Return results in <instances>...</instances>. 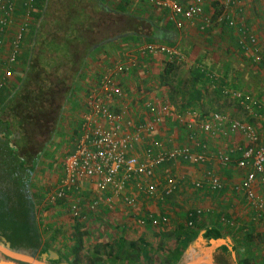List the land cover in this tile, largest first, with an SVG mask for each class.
<instances>
[{
	"label": "rangeland",
	"instance_id": "obj_1",
	"mask_svg": "<svg viewBox=\"0 0 264 264\" xmlns=\"http://www.w3.org/2000/svg\"><path fill=\"white\" fill-rule=\"evenodd\" d=\"M53 2L55 0H48L47 6L50 4L54 8L55 3L53 4ZM75 2H77L76 6L63 5L59 9L57 6V17L59 15H68L69 12H73L75 9L78 10L82 0H75ZM142 2L143 0H137L135 8L136 21L128 25L130 26L129 31L148 32L149 25H153L151 21H147L151 17H155L157 20L156 25L163 24L161 17H159V12L153 9L152 14H150L152 7L144 6L147 3L141 4ZM47 6H44L43 17L46 15L45 9ZM105 14L106 12L99 11L97 20L90 23L93 25L92 28L97 29V31L99 29V33L100 27H104V25L116 33L128 30L127 24H124V20L121 21L122 18L120 16L115 13ZM165 14L167 13H162L160 16ZM166 16H168L167 21H170L171 25L175 26H177L173 22L175 19H184L175 15L172 11ZM205 16L212 19L211 14H206ZM105 18L110 20L107 25L105 22L103 23ZM226 18L227 16L224 19L221 18V20H226ZM204 19V17H201L199 22H204ZM245 22L249 25L251 32L258 38V43L254 47L257 51L249 53L242 51L236 45V41L231 39L234 44L228 49H223L218 44L216 45L218 49H210V51L208 49H200L202 53H200L199 57H196V54H194L196 50L187 49L188 40H184L178 35V40L176 39L175 43H161L177 49L180 55H175L174 57L166 52L151 54L149 55L151 56L149 63L156 62L158 66L156 70H153L150 65H148L150 69H146L145 65L141 64V66L135 68L132 66L133 68L128 72L139 68V72L137 70L134 71L135 74H132V76L135 75L140 80L144 78L150 79L149 84L151 86L158 80L161 85L164 83L167 92L172 95L171 101L174 104H178L182 109L188 108L189 111L191 109H199L205 114L210 112L224 113L229 118L238 119L252 125L257 130L259 137L262 138L264 137V115H262L264 113V98L261 95L264 96V64L257 59V56L264 51V33L259 32L262 31L264 24L254 28L253 25L255 23L259 24V21L251 20V22ZM40 23V19H37L34 30L37 31ZM87 24L82 27L85 28L84 31H88V28H86ZM226 25L229 26L227 23ZM211 27L210 25L204 29L206 35L211 34ZM230 27L238 36L239 28L235 25H230ZM176 28L178 29V26ZM154 29L156 32L158 28L155 27ZM93 31L85 33L91 34ZM99 33L97 32L94 35L96 40L100 39ZM179 40L184 43H180ZM91 41L93 40L91 39ZM155 42L157 41H149L136 34L135 49L137 50L133 53L134 56L137 59L146 58V56L142 55L140 49L147 43ZM204 42L206 46L212 45L211 37H208L207 40L204 39ZM119 44L124 48L123 46H130L131 42L128 45L123 39ZM181 44L183 45L181 46ZM29 46L32 49L31 42ZM94 50L92 49L91 52ZM126 53L124 49L120 50L121 62L127 58L130 51L127 55ZM168 63H174L175 67L168 75L161 78L160 75L166 69ZM85 65L84 62L83 69L73 87V95L70 98L69 106L65 107L54 135L43 152H41L30 181V192L35 199L37 198L35 207L38 223L43 233V238H45L44 243L47 246L53 245L56 249L66 252L71 247L69 239L72 236H82L81 252L75 253L76 255L74 256L69 254L73 256L74 260L77 258L82 259V262L80 261L76 264H179L186 255H189L187 254L190 249L188 244H192L196 238L203 236L206 229L203 226L212 223L218 225L221 229V236L218 238L225 240L226 243L228 241L231 243V245L226 247L229 253L225 251L226 253L221 258H215V256L210 258L214 261L213 264H235L236 262L237 264H264V216L258 215V211L244 199V195L239 188L247 169H237L235 163L237 154L235 156L234 154L235 152L237 153V147H243L249 143L247 137L240 132H234L228 136L208 137L199 129H194L197 139L199 138L198 141L202 139V143L207 146L208 151L215 152L214 155L219 152L228 153L231 162L227 165L217 164L219 163L218 161L217 163L206 162L195 165L179 160V166L173 164L174 161L168 162L157 175V179L154 182L158 185V188H161L164 185L165 178L172 176L178 180V188L163 201L154 202V199L148 200V197L143 198L144 195H140L135 188L130 189L137 197L139 205L146 207V210L152 214V218L158 219V224L156 225L151 224L148 215L143 213V210L127 205L124 201H120V208L117 210L104 213L103 211H88V215L80 218L70 210V199L75 197L69 196L63 201H58V203L54 204L46 200L48 193H51L56 188L57 182L61 178L63 161L73 147V130L77 127L84 109L85 89L90 82L88 77L94 74L93 69L88 68L87 70ZM196 66L204 68L202 71L200 70L203 74L195 70L197 69ZM25 67L26 65L15 75L14 81L17 86L25 74ZM101 68L99 67V70ZM119 75L121 76L122 73H119ZM196 75H200L197 80L195 78ZM256 77H259L263 85H258V87L251 85L250 81ZM194 80L196 81L193 82ZM221 85L226 86H223L224 88L220 94L219 88ZM193 89H198L202 92V99L199 102H194V105L185 107L194 98ZM141 90H144V88H141ZM14 91V88L9 89L3 94L13 93ZM124 93L125 97L130 95L129 90H124ZM235 93H240V96H236ZM144 94H148L147 90ZM245 95L249 96V100H246ZM167 118L168 121L165 123ZM186 119L187 114L185 112L173 110L161 124L163 129L160 132L165 131L167 127L170 128V131H174L173 134L176 137L173 141L174 147L183 145L188 140L189 130L183 122ZM209 170L213 171L225 186L218 189L196 188L193 182L201 179ZM224 175L228 178L226 179ZM179 181L181 182L179 183ZM256 183L260 184V180L257 179ZM78 198L83 208L88 206L90 195H82ZM150 200L151 202H148ZM148 204L150 206H147ZM97 210H99V207ZM223 218L226 219L225 222H223ZM243 218L247 219L246 222ZM247 225L252 231L245 229ZM204 237L208 239L207 236L204 235ZM122 245H124L123 248H120ZM139 245L146 246L149 255L148 259L144 260L141 256ZM231 250L234 255H232ZM123 251L128 252V256L125 259ZM117 252L121 256L116 255ZM138 256L140 257L139 262L135 260ZM114 257L116 261L109 260ZM97 258H99V261H95Z\"/></svg>",
	"mask_w": 264,
	"mask_h": 264
},
{
	"label": "built area",
	"instance_id": "obj_2",
	"mask_svg": "<svg viewBox=\"0 0 264 264\" xmlns=\"http://www.w3.org/2000/svg\"><path fill=\"white\" fill-rule=\"evenodd\" d=\"M36 2L37 0H0V94L16 88L15 75L26 65L24 64L26 60L24 54L28 47L26 36L35 31L37 14L41 12ZM152 2L158 6H167L175 15L184 19H195L202 15L205 18V25L211 23V19L205 16L203 0H193L186 5L179 2L166 4L159 0ZM226 22L239 28L238 42L243 51L248 53L257 51L254 47L258 43V38L251 32L249 25L245 22V24L237 23L229 16ZM6 41H9V48L2 56ZM140 50L144 56L158 52H166L174 57L180 55L177 49L158 41L147 43ZM257 59L264 61V51L257 56ZM135 65V57L128 54L122 62L119 60L104 65L99 71L93 70L94 75L98 76L90 79L86 86L84 109L75 127L73 149L65 157L62 176L56 188L48 193L46 200L54 204L69 196L75 197L70 204V210L74 215L84 217L81 213L97 210L101 203L113 208L115 197H120L121 202L124 201L127 205L143 210L151 224L156 225L158 219L152 218L146 207L139 205L137 197L130 189L135 188L137 192L148 197V200L163 201L177 190L178 180L167 176L164 185L158 188L154 180L157 179L156 169L161 164L180 160L198 165L214 158L223 165L231 162L228 153L209 154L202 139L198 141L194 129H199L208 137L228 136L240 132L247 137L249 143L239 147V153L236 155V166L247 169L239 188L244 199L258 211V215L264 216V137H259L252 125L229 118L221 112L204 114L199 109L190 111L188 109L184 110L187 119L183 122L189 133L188 140L183 145L166 149L160 137H153L146 150L144 149L142 153L138 151L144 146L143 135L157 130L173 110L168 103L158 106L149 103L146 108H149L147 111L150 118L139 121L126 106L120 110L111 108L107 99L125 97L124 90L116 82L117 73L128 72ZM235 95L240 96V93ZM245 98L249 100L248 95H245ZM257 179L260 180L263 195L255 189ZM87 180H92L97 189L94 190L93 187L94 196L90 198L87 208H83L78 198L82 196V192H77V189ZM193 183L196 188L218 189L223 186L221 179L210 170ZM99 193L110 195L106 197V201H103ZM223 220L226 221L225 218Z\"/></svg>",
	"mask_w": 264,
	"mask_h": 264
},
{
	"label": "trees",
	"instance_id": "obj_3",
	"mask_svg": "<svg viewBox=\"0 0 264 264\" xmlns=\"http://www.w3.org/2000/svg\"><path fill=\"white\" fill-rule=\"evenodd\" d=\"M67 2L68 5L64 4L65 6H75L76 3L75 0ZM36 3L41 9L44 8L43 0H37ZM109 13L106 12L105 15ZM83 14V9L79 7L68 15L51 19L47 18L46 10L37 31L28 35L32 49L24 54L28 56L27 63L24 60V76L12 94H0V240L19 243L24 238L36 239L39 235L35 215L37 200L33 201L31 198L30 181L41 152L56 131L60 116L73 95L75 82L92 48L97 44L101 45L104 40L126 33L112 32L105 25L100 27L99 33V29L97 31L92 28L90 23L93 22H89L87 30L94 31L86 34L88 31H84L85 28L82 27H85L87 19H82ZM41 15L42 12L37 14V18ZM104 22L107 25L110 20L105 18ZM148 30L146 33H135L148 40L159 41L153 25H149ZM96 31L100 35L99 40L94 37ZM239 49L243 51L242 48ZM174 67V63H168L161 78L168 75ZM196 68L198 73L203 74L201 71L204 68ZM198 77L200 75H196V80ZM223 86L219 88L220 94ZM192 93L194 98L188 103L189 106L202 99L200 90L193 89ZM73 132L75 138V129ZM205 231L203 234L208 239L221 236V229L215 224L206 227ZM81 241L82 236H79L78 244L72 248L76 254L81 248ZM138 248L143 259H148L146 246L139 245ZM123 254L125 259L128 252L123 251ZM139 258L138 256L135 260L139 262ZM77 262L80 261L73 264Z\"/></svg>",
	"mask_w": 264,
	"mask_h": 264
},
{
	"label": "crops",
	"instance_id": "obj_4",
	"mask_svg": "<svg viewBox=\"0 0 264 264\" xmlns=\"http://www.w3.org/2000/svg\"><path fill=\"white\" fill-rule=\"evenodd\" d=\"M162 1L163 3H172V2H179L181 4H188L190 2H192L193 0H159ZM44 2V6H47V2L48 0H43ZM20 4V2H18ZM55 3V7L52 8V6H50V4L47 6L48 9L47 13L48 16L47 18H51L54 19V17H57V12L56 10L59 9V7L63 6L64 4L68 3L66 0H55V2H53V4ZM147 3V5L145 4ZM141 4H145L144 6H151L152 8L150 9V14H152L153 9L155 11L159 12V17H161L163 24H159L156 25V19L155 17H151L150 19L148 18L147 21H151L153 24V27H157L158 29L156 30V34L157 37L159 38L158 40L160 42H173L175 43V40H178V35H180L181 38H184L188 40V46L187 49L190 48L192 51L193 49L196 50L194 52V54H196V57H199L202 53V51H200V49H208L210 51V49H218L216 47V45H220L223 49H228V47H230L231 45H233L234 43L231 41V39H234V41H236V45L239 47V34L238 36L236 35L235 31L233 32L232 28L230 27V25H226V20H221V18H225L226 16H229L233 19L236 20L237 23L240 22H245V21H250L251 20H257L259 21V24H254V28L255 26L259 27V25H263L264 24V0H203V4H204V11H205V15L206 14H211V34L206 35L205 34V30L207 27H209L210 25H205L204 22L200 23L199 20L201 18V16L196 17L195 19H180L177 18L175 19L173 22L174 24L176 23L178 26V29L176 28L177 26L175 25H171L170 21H167L168 16H166L168 13L170 14L171 10L170 8H168L167 6H158L156 5L154 2H152V0H143V2ZM68 5V4H66ZM77 5V2L75 3V6ZM58 6V9H56V7ZM137 6V0H82L81 4H80V8L83 9L84 14L82 15V19H87V23L89 22H95L97 20V18L99 17V11H103V12H112L117 14L118 16H120L124 21V24H127L128 30L126 31V33H124L121 36H116L112 39H107L104 40L103 43L101 44V46H99V44H97L96 46H94L92 49H95L93 52H90L87 56V58L85 59V66L86 69L88 70V68L91 69H98L99 67H103L104 65H108L110 62V64L119 61L120 60V50L124 49L127 53L130 51V55H133V53H135V51L137 49H135V40H136V33L135 31L131 30L129 31V27L128 25H130V23H135L136 21V12H135V8ZM40 8V6H37ZM43 10L44 8L41 9L42 15L40 18H37L38 20L40 19V22L43 18ZM162 13H167L163 16H160ZM149 14V15H150ZM151 16V15H150ZM204 17V16H202ZM174 18V17H173ZM171 19V18H170ZM83 21V20H82ZM261 22V23H260ZM159 23V22H158ZM246 23V22H245ZM252 23H254V21H252ZM228 24V23H227ZM181 28V29H179ZM204 30V31H203ZM264 33V25L262 27V31H259ZM239 33V32H238ZM208 37H211V41H212V45H205L204 39L207 40ZM29 36H26V40H27V45L28 47L26 48V51L30 49V42H29ZM124 39V41H126V43L130 46H123L124 48L121 47V45L119 44V42H121ZM148 40V39H147ZM152 41V40H149ZM154 41V40H153ZM180 43H184L181 42L179 40ZM120 45V47H119ZM183 44H181L182 46ZM31 47H32V43H31ZM5 49H2V56H4L5 52H7V49L9 48V41H6ZM240 48V47H239ZM29 52V51H28ZM126 53V55H127ZM149 56V55H148ZM146 56V58H136V65L134 66H141V64H144L145 68L150 69V67L148 65L151 66V68L153 70H156V68H158L156 62H150L151 56ZM27 59L28 56L26 58V63H27ZM108 63V64H107ZM165 65V64H164ZM139 68H136L135 70H133L132 72H126V74H122L121 76L119 75V73H117L116 75V79H117V83L120 85V87H122L124 90H129L130 91V95L128 97H124V98H120V97H114L112 100L111 99H107V103L111 106L112 109L114 110H120L123 109L125 106L127 107V109H129V111H131L132 115L134 116V118L136 120L139 121H146L150 118V115L148 114L147 109L149 110V108H146V105L149 103H153L156 106L161 105L162 103H168L171 107L172 110L174 111H178V112H184V110L186 111L187 109H182L179 107L178 104H174V102L171 101V96L169 95V93L167 92L166 86L163 83L162 85L160 84V81L158 80L157 82H155V84L153 86H151L149 84L150 79L144 78L143 80H140L139 78L132 76V74H135L134 71H138ZM163 70V67H162ZM139 72V71H138ZM88 78L90 79H94L95 75L91 74V76H89ZM151 78V77H149ZM251 85L254 86L256 85L258 87V85H263V82H260L259 77H256L254 80H251ZM226 86V85H224ZM141 88H144V90H141ZM148 94H144V92H146ZM253 89V88H252ZM144 91V92H143ZM263 98L264 96L261 95ZM125 99V100H124ZM194 105V104H193ZM189 106V105H188ZM187 107V106H185ZM264 115V113L262 114ZM168 118L166 119L167 123ZM160 129L155 130L154 132L152 131L151 133H146L145 135H143V145L145 146H141L138 151L139 152H143V150L145 148H147L150 144V142H152L153 140H151L153 137L155 136H160L161 140L164 142L165 144V148H173L174 147V139L175 134L174 131H170V128L167 127V129L165 131L160 132L163 129V126L159 127ZM239 147H237L234 156L236 154L239 153L238 150ZM73 149V147H72ZM146 150V149H145ZM209 154H215V152H210L208 151ZM234 153V152H233ZM217 159L214 158L212 160H210L209 162H214L217 163ZM182 162V161H181ZM219 162V161H218ZM168 163V162H167ZM167 163H163L160 166L157 167L156 172L157 175H159L160 171L162 170L163 167H165L167 165ZM173 164H176V166L180 165V161H174ZM217 164H221L220 162ZM236 168V167H235ZM233 169V168H231ZM238 170H240V168L237 167ZM234 170V169H233ZM243 170V169H241ZM232 171V170H231ZM233 172V171H232ZM62 176V173H61ZM224 177L227 179L228 177L224 175ZM182 181V180H181ZM179 181V183L181 182ZM91 182V183H90ZM183 182V181H182ZM93 181L92 180H87L85 182H83L77 189V192H82L83 196L86 195H90V198L92 196H94V191L92 190L94 187V190L96 188V185L92 184ZM225 183L227 184V182L225 181ZM224 184V183H223ZM225 186V185H224ZM97 189V188H96ZM255 189L257 190V192L260 195H263V189L261 187L260 184L255 183ZM140 193V192H139ZM142 193H140L141 195ZM110 195L108 193H99L100 198L103 201H106V197ZM171 196V195H170ZM31 198H33L34 200H37V198L35 199L34 196L31 194ZM145 198V196L143 197ZM71 203L73 201V199H70ZM116 202H115V206L113 208H108L104 203H101L99 206V210H93V211H98L101 212H109V211H114L117 210L118 208H120V197H115ZM156 200H154L155 202ZM148 202H151L148 201ZM70 203V204H71ZM147 206H150V204H148ZM90 212V211H89ZM35 215H36V222H37V228L39 231V235L37 236L36 239L31 238V239H23V241L19 242V243H13V242H9L6 241V243H9L10 246H12L13 248H16L20 251H24L26 253L31 254L33 257L37 258V259H41L43 261H46L48 263H56V262H61V261H66L68 263L73 264L74 261H81L79 258H77L76 260L73 259V256L76 255L75 252L73 251V246H76L79 242V237H73L71 239H69L70 242V249L66 252L61 251V249H56L55 246L51 245V246H47L45 242V238H43V233L41 231L40 225L38 223V217H37V213H36V207H35ZM82 216H86L88 215V211L81 213ZM245 216H247L245 214ZM82 218V217H80ZM244 219V218H243ZM247 219H249V217H247ZM247 219H244V221L246 222ZM212 223H209L208 225L203 226L204 228L208 227V226H212ZM244 229V228H243ZM246 230H250L252 231L251 228H249V226L247 225V227H245ZM214 239H217V237H213ZM212 239H206L203 236H200L199 238H196L192 244L189 243L188 246L190 247V249L188 250L189 255H186L184 260H182L179 264H213L214 261H212L210 258L214 257H223V254L228 252L227 251V245H231V243L228 241L227 243H224L222 245V243H218L217 247L212 248L213 246L211 245V243H213L211 241ZM230 241H232L230 239ZM202 243V244H201ZM83 244V238L81 241V245ZM214 244V243H213ZM226 251V252H225ZM79 252H81V248L79 250ZM232 252V250H231ZM78 253V252H77ZM229 253V252H228ZM69 254H73V256H70ZM72 257V258H71ZM110 261H116L115 257L112 259H109ZM95 261H99V258H97ZM82 262V261H81ZM0 264H26L23 262H19L17 260L11 259L6 257L5 255H3L2 253H0Z\"/></svg>",
	"mask_w": 264,
	"mask_h": 264
},
{
	"label": "water",
	"instance_id": "obj_5",
	"mask_svg": "<svg viewBox=\"0 0 264 264\" xmlns=\"http://www.w3.org/2000/svg\"><path fill=\"white\" fill-rule=\"evenodd\" d=\"M213 240V241H212ZM211 241L214 243H211V245L214 247H217L218 243H222V245L224 243H226L225 240L223 239H212ZM0 253H2L3 255H5L8 258L17 260L19 262H23L26 264H71L68 263L66 261H61V262H56V263H48L46 261H43L41 259H37L35 257H33L31 254L26 253L24 251H20L16 248H13L12 246H10L9 243H6L5 240H0ZM232 255H234V253L232 252ZM211 264V263H210ZM237 264V262L235 263Z\"/></svg>",
	"mask_w": 264,
	"mask_h": 264
},
{
	"label": "clouds",
	"instance_id": "obj_6",
	"mask_svg": "<svg viewBox=\"0 0 264 264\" xmlns=\"http://www.w3.org/2000/svg\"><path fill=\"white\" fill-rule=\"evenodd\" d=\"M36 31V30H35Z\"/></svg>",
	"mask_w": 264,
	"mask_h": 264
}]
</instances>
